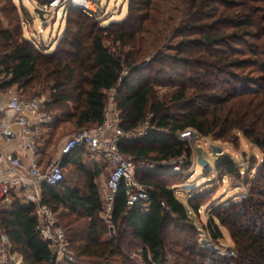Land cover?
<instances>
[{"label": "trees", "instance_id": "obj_1", "mask_svg": "<svg viewBox=\"0 0 264 264\" xmlns=\"http://www.w3.org/2000/svg\"><path fill=\"white\" fill-rule=\"evenodd\" d=\"M172 1L129 0L127 16L108 24L102 23V16L89 17L69 6L65 11L72 15L65 33L49 50L24 37L22 20L29 16L25 8L23 15L14 0H0V92L16 88L19 98L32 99L48 89L45 107L53 121L43 128L55 130L72 122L78 130L93 129L103 121L106 92L117 86L127 68L130 75L116 95L121 126L125 131L135 129L149 113L155 125L146 136L119 144L120 151L135 162L190 156L188 143L177 138L186 129L223 140L239 132L264 156V0H175L178 8ZM158 16L161 19L155 21ZM151 52L149 62L141 63ZM156 85L171 88L168 99L155 95ZM89 157L94 158L84 147L63 155L59 161L63 179L41 188L42 201L56 212L74 252L73 261L60 264H134L127 261L121 241L104 239L108 229L100 216L104 199L97 179L106 164L98 159L87 163ZM68 167L83 177L81 185L68 182L64 175ZM243 170L228 155H219L213 166L214 172L224 175L239 176ZM208 171L203 169L204 174ZM135 176L153 187L150 210L128 208L121 183L111 221L115 227L125 226L122 236L129 239L128 246L137 243L141 248L143 264H165L175 244L184 250L176 253L179 262L185 252L189 253L185 264L208 262L195 251L197 231L189 226L190 208L197 213L202 204L198 200L184 204L173 191L176 185L160 174L137 169ZM251 183L244 205L241 201L222 206L215 216L243 240L239 264H264V235L257 220H247L261 218L256 208L264 206V160ZM37 224L34 204L16 193L7 208H0V242L4 235L11 245L9 252L22 257L21 264H47L51 258ZM205 226L214 240L222 237L213 218ZM184 230L187 242L176 237ZM219 263L213 257L207 264Z\"/></svg>", "mask_w": 264, "mask_h": 264}, {"label": "rangeland", "instance_id": "obj_2", "mask_svg": "<svg viewBox=\"0 0 264 264\" xmlns=\"http://www.w3.org/2000/svg\"><path fill=\"white\" fill-rule=\"evenodd\" d=\"M96 1L100 3L101 7L96 15L102 16L101 19L103 24H108L109 22L123 19L128 14L129 0ZM169 1L171 2L172 0H161V3H168ZM174 1L175 0H173L172 2L176 3ZM14 2L17 6L20 7L21 13L23 15L25 12L23 9L24 7L26 10V14L31 16L32 18L31 23L28 25L27 29L23 30L22 32L24 37H27L28 39L32 38L39 43H43L42 45L47 46L49 50L55 49L56 45L59 43V39L65 33V30L68 26L69 15H72L71 13H67L65 11L67 7H65L64 10L63 7H59L58 9L54 10L49 17L46 16L45 25H43L42 21H39V19L37 18L38 16L34 11L35 8L29 1L14 0ZM158 6L160 9L163 8L162 5ZM173 8H178V3H176ZM160 19L161 18L158 16L155 21ZM105 45L109 46L113 50L117 49L116 46H112V44H110L109 42H105ZM153 54L154 53L151 52L150 55L145 57L140 62L148 63ZM168 65L173 64L168 62ZM129 75V69L125 68L122 73V79L118 82L117 86L112 90L106 92V106H108L110 103V95H113L116 101L118 90L121 89L123 81ZM252 76L257 77V73H253ZM12 91L15 96H17L18 98L20 97L19 92L16 88H13ZM170 92H172L171 88L163 85L155 86V95L158 96L159 99H168ZM37 96L47 99L50 96V92L47 89ZM53 116H56L55 113L53 114ZM151 118L152 114L149 113L146 116L145 121H143L136 128L137 132L134 138L146 136L148 133L146 135L139 136V134L145 132V130L149 132L155 129L154 125H150ZM43 126H41V128H43ZM149 127L151 128L150 130L148 129ZM77 130L78 128H75L72 122H65L64 124L58 125L55 130H51V128L47 127L41 129L40 134H36L35 144L38 148L41 147L42 158L44 160H47L48 162L54 161L53 159L51 160V158L53 157L55 159L59 157L57 155V152L60 153L61 145ZM52 131L53 133L50 134ZM197 136L198 139L196 141L193 140L187 142L191 150V154L190 156H188L185 153V160L183 161H179L181 157L180 156L178 157V161H175L177 158H170L156 161L145 160L143 162H148L149 165H154L153 170L150 171L151 173L160 174V176L162 175V179H166L167 183L176 185L173 186V191L184 204H188L191 200H198L202 204L197 213L190 208V216L192 220L190 221L191 224H189V226L195 227L197 231V234L193 240L197 241V243L199 244V248L195 251L201 253L206 257L205 261L208 262H204V264L210 263L213 257L220 261L219 264H239V261H242V258L240 256V248L242 247L241 244L243 243V240L238 235L234 234V231H231L226 226L221 225L215 215L222 206L226 207L231 204L237 205L241 201H243L242 205H244L245 201L249 199V184H252L251 182H254L256 180L258 171L262 166L264 156L257 146L249 142L239 132L233 133L227 140L211 139L209 137H203L199 135ZM49 140L50 143H48ZM40 141L42 144L40 143ZM211 146L219 147L222 150L221 154L214 153L211 149ZM199 147L202 148L203 158L208 161L207 167L209 171L206 174L203 173V168L197 163V148ZM219 155H228L236 163L237 166L242 165L246 168V170H243L239 174V176L224 175L223 171L214 172V162L215 160H217ZM94 158L92 159H97ZM92 159H90L89 157V159L86 160L87 163H90ZM172 162L180 165V169L176 170L173 173L170 170V163ZM168 173H172L175 176L169 178L170 176L166 175ZM64 175H66V179L71 185L78 186L83 182V177L80 174L78 175L77 172H75L74 169L70 167L64 170ZM107 177L108 171L104 170L102 178L99 180L97 179L101 194ZM21 200L23 201V198H21ZM256 213L261 216V218L248 216L247 220H257L260 225L259 231L261 235H264V206L262 207L261 204H259V206L256 208ZM211 218L215 220V223L218 225V228L222 234V237L216 240L208 235L207 228L205 226ZM60 221L62 223L64 222V220ZM240 222L247 223L246 219L244 218H241ZM124 231L125 226L123 224L119 227L114 226L113 229H108V234L104 236V239L112 240L114 243H118L119 241H121V243L124 245L123 249L127 254V261L130 260V262L134 264H143L142 258L139 254L141 248L137 246V243H132L131 246H128V243H130L128 242L129 239L127 238V236H122V234H124ZM176 233V237H178V239L186 241L185 230L179 232L177 231ZM234 235L238 240L235 239ZM183 251V249L179 248L175 244L173 248L169 250V257L166 260L165 264H185V258L189 256V253L185 252V258L182 259L181 262H179V257H177L178 255L176 254L178 252L183 253ZM7 258H9L8 255ZM17 260L20 264L22 263L21 256ZM246 261H248L247 258ZM260 264H262V262H260Z\"/></svg>", "mask_w": 264, "mask_h": 264}, {"label": "built area", "instance_id": "obj_3", "mask_svg": "<svg viewBox=\"0 0 264 264\" xmlns=\"http://www.w3.org/2000/svg\"><path fill=\"white\" fill-rule=\"evenodd\" d=\"M27 1L35 9L38 8L44 13L45 21L46 16L49 17L59 7H63L64 10L65 7L73 6L89 17L95 16L101 8L100 3L96 0H46L42 4H39L38 0ZM30 21L29 16L23 17L22 22L25 29ZM8 94L9 102L0 113V139L8 141L20 138L21 144L18 154L7 153L4 158L2 157L5 165L4 172L10 175L12 180H0V208H7L11 204L14 194L12 185L17 188V195L23 198L24 202L34 204L38 234L48 244L52 252L47 264H60L74 259V253L68 246L65 229L59 224L56 212L42 201L41 189L44 184L56 185L63 179L59 161L63 155L70 153L73 149L84 147L95 158L106 164L104 170L108 171V177L102 190L104 205L100 216L106 221L108 229L114 228L111 213L113 201L121 183L124 184L128 208L139 206L146 212L150 210L153 187L140 182L136 178L135 172L137 169L152 171L154 165L143 161L135 162L132 156L125 155L120 151L121 141L133 139L137 130L135 128L125 131L122 128L123 119L113 95H110V103L106 106L103 121L93 129L82 128L75 131L61 145L60 158L42 166L37 157L38 147L34 137L36 134H40L41 126L52 121V114L45 107L47 99L43 97L21 99L14 95L12 89ZM147 133L145 130L139 136ZM177 138L190 142L196 141L198 136L194 130L186 129L179 132ZM1 152L0 148V155ZM183 160H185L184 155L180 157L179 161ZM170 165L172 173L180 169V165L177 163L172 162ZM162 205L164 206V204ZM10 247V242L3 235L0 244V264H20L17 260L20 256L17 253H9Z\"/></svg>", "mask_w": 264, "mask_h": 264}, {"label": "crops", "instance_id": "obj_4", "mask_svg": "<svg viewBox=\"0 0 264 264\" xmlns=\"http://www.w3.org/2000/svg\"><path fill=\"white\" fill-rule=\"evenodd\" d=\"M9 99H10V96H9L8 93H1L0 92V110L1 111H3L6 108L8 102H9ZM41 129H43V128H40L39 129V132H40ZM35 140H36V138H35ZM20 144H21V139L20 138H16V139H13V140H8V141L3 140V139H0V148L2 150V152H1V155L2 156L0 155V180H12L11 179L12 177L10 175H7L4 172L5 165L3 163L2 157L4 158V155H6L7 153L13 154V155L18 154L19 151H20L19 150L20 149ZM41 152H42V150L41 149H38V151H37V157H38V159L40 161V164L42 166H46L47 163H48V161L47 160H44L42 158ZM57 155L59 157H57L55 159L52 157L51 160L52 159L53 160L59 159L60 158V153L57 152ZM102 175H103V173L100 174L98 180L102 178ZM97 183H98V181H97ZM12 189L14 190V193L18 194L17 193V188H15V186L12 185Z\"/></svg>", "mask_w": 264, "mask_h": 264}, {"label": "water", "instance_id": "obj_5", "mask_svg": "<svg viewBox=\"0 0 264 264\" xmlns=\"http://www.w3.org/2000/svg\"><path fill=\"white\" fill-rule=\"evenodd\" d=\"M35 13L37 14L38 18L40 21H42L43 25H45V17H44V13L36 8L35 10ZM211 149L214 153H217V154H221L222 150L217 147V146H211ZM197 163L203 168H207L208 166V161L206 159L203 158L202 156V148H197Z\"/></svg>", "mask_w": 264, "mask_h": 264}]
</instances>
